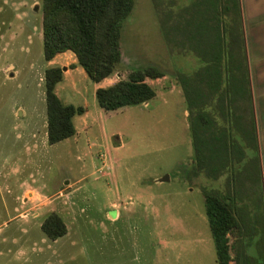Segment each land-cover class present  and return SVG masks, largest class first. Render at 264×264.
I'll return each mask as SVG.
<instances>
[{"label":"rangeland","instance_id":"1","mask_svg":"<svg viewBox=\"0 0 264 264\" xmlns=\"http://www.w3.org/2000/svg\"><path fill=\"white\" fill-rule=\"evenodd\" d=\"M40 1L0 0V179L6 184L0 196V264H216L202 191L218 187L213 172L189 170L187 112L174 79L175 69L187 72L196 59L170 57L151 1L133 0L120 31L121 61L111 78L154 65L166 73L152 81L155 96L145 105L97 116L91 108L93 83L74 71L68 84L74 81L88 102L89 132L80 135L75 153L69 144H55L36 156L40 150L26 147L43 121V76L49 67L42 59ZM172 1L179 7L191 0ZM249 163L232 160L233 169L220 175L228 178L223 184L235 190L240 209L262 221L264 182L246 174ZM63 178L66 190L46 198L45 208L42 200L25 196L17 200V215L11 211L19 181L52 191ZM112 207L119 212L114 221ZM50 212L66 227L54 243L38 227Z\"/></svg>","mask_w":264,"mask_h":264},{"label":"trees","instance_id":"2","mask_svg":"<svg viewBox=\"0 0 264 264\" xmlns=\"http://www.w3.org/2000/svg\"><path fill=\"white\" fill-rule=\"evenodd\" d=\"M150 1L166 53L170 57L189 54L197 62L192 70L174 72L187 112L193 172L211 171L215 179L233 169L232 160H254L256 134L239 0H191L179 7L172 0ZM40 8L44 62L69 50L91 82L116 72L121 61L120 31L133 0H41ZM161 76L162 70L154 65L129 69L123 78L94 90L96 104L112 111L147 102L154 90L145 79ZM61 79L59 66L44 70L48 144L72 137L71 118L84 112L82 105L58 99L54 86ZM202 195L216 264H238L239 259L230 256L227 236L238 226L230 190L226 187L224 194L203 190ZM40 230L49 240L66 233L56 212L44 216Z\"/></svg>","mask_w":264,"mask_h":264},{"label":"crops","instance_id":"3","mask_svg":"<svg viewBox=\"0 0 264 264\" xmlns=\"http://www.w3.org/2000/svg\"><path fill=\"white\" fill-rule=\"evenodd\" d=\"M239 4L241 10L242 32H243L246 57H247V67H248V75L250 82V94L252 100V114H253L255 134H256V150H257L256 151L257 155L254 158V160L253 158L249 160L250 168L246 169V174H248V172L252 176L253 174H255L257 178H260L261 181L264 182V0H239ZM54 63L58 65H55ZM47 64L48 66H54V65L59 66L62 71L61 81L56 83L54 86V93L56 94L58 99L64 104H71L73 106L82 105L84 107V112L79 115H74L71 118V122L74 127V135L72 137L66 138L54 144H48L46 142V132H45L46 123H45V106H44L43 114H42L43 121L42 124L40 125V129L38 130V127H35L32 129V133H31L36 137V140H32V142H29L26 148L29 149V151L40 150V153H36V156L38 155L41 156L42 153L44 156L45 155L44 151L49 149L51 145L60 144L63 146L65 144H69L70 147L71 146L73 147L75 153L77 149L78 140H80V135L88 131V128H90L89 121L92 122V118L90 116L91 113L89 111L88 102L80 93L76 91L74 81L72 82L71 85L68 84L69 83L68 79L70 77V74H72L74 71L79 72V74H83L84 72L82 69L81 70L78 69L79 66L75 65L74 55L69 50L56 54L50 61L47 62ZM196 65L197 62L193 61L192 64L190 65L191 67L190 70L194 69ZM64 66H68V68L62 70ZM160 70H162L161 77L155 79H148V78L145 79V82L153 88L154 96L156 93L152 81L159 78H164L166 75L163 69ZM125 74L126 71L123 72V74L120 73L121 78H123ZM148 80H150V82ZM113 82L115 81L112 80L111 75L106 78H103L99 82L96 83L92 82L93 83L91 88L92 94L94 95V90L97 87L109 86ZM75 97H77L76 101L74 100ZM147 102H143L141 104L145 105ZM91 108L94 110L97 116L102 115L103 117L106 116L105 115L107 114L106 112H109L99 108L98 105L97 104L95 105L94 103L91 104ZM116 110H120V109H116ZM116 110H112V112ZM121 146L122 144L120 143L116 147L120 148ZM76 159H78L77 156L75 157V160ZM191 161H192L191 163L192 167H190L189 169L190 171L194 167L193 152H192ZM244 162H247V160H245ZM101 166H104V163H102ZM36 168H37L36 171L39 170L38 166H36ZM238 171L240 173L242 172L241 170H236V172ZM2 178L4 177L1 176L0 179V196L2 190L5 189L6 187V184L3 182ZM216 178L212 180V182H214L213 186L218 187L215 191H217L220 194H224L226 186H224L223 183L226 182L228 178L226 177L224 178L221 175L217 176ZM187 180L191 181L188 178ZM159 181L160 180H158L157 178L152 179L153 183H157ZM63 182L65 184L68 183V181L65 178H63V180L59 181L58 185L54 186L53 190L50 191L49 189H46V186L44 184L40 186L38 185L33 186L31 185L32 182H30V184L29 183L23 184L22 181H19L18 184L14 186L15 192L11 196L12 197L11 211L15 213V215H17V213L19 212V210L17 211L18 209L16 205L17 200L18 198H24L25 196L28 197L27 200H29V202H33L35 200L38 201L42 200L43 201L42 208H43L45 206L44 204L48 203V200L45 201V199L51 197L53 195L52 193L55 194L56 192H59L61 190H66ZM62 184L64 186H62ZM263 191H264V187H263ZM231 195H232V191H230L229 198L232 199L233 206L235 207V211L237 212L238 226L237 229L227 234L228 241L231 246L230 256L234 258H238L239 259L238 264H264V217L262 218L263 219L262 221L252 220L247 215V210L245 209L241 210L240 204L235 201L236 197L232 198ZM0 203L3 206V201L1 199H0ZM112 206H114V204H112ZM29 208H34V204H31V206L29 205ZM112 208L114 209L112 213L113 215L112 221H114L116 220L119 212L116 210V207H112ZM39 226L40 224L38 223V227ZM60 238L62 237H59L55 240H49V239L47 240H49L51 243H54Z\"/></svg>","mask_w":264,"mask_h":264},{"label":"water","instance_id":"4","mask_svg":"<svg viewBox=\"0 0 264 264\" xmlns=\"http://www.w3.org/2000/svg\"><path fill=\"white\" fill-rule=\"evenodd\" d=\"M62 70H64V68H62Z\"/></svg>","mask_w":264,"mask_h":264}]
</instances>
